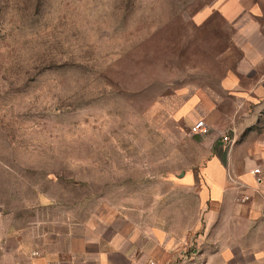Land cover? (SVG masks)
Listing matches in <instances>:
<instances>
[{"label":"rangeland","instance_id":"1","mask_svg":"<svg viewBox=\"0 0 264 264\" xmlns=\"http://www.w3.org/2000/svg\"><path fill=\"white\" fill-rule=\"evenodd\" d=\"M261 55L264 0H0V264L117 233L200 250L180 179L212 134L264 147Z\"/></svg>","mask_w":264,"mask_h":264},{"label":"crops","instance_id":"2","mask_svg":"<svg viewBox=\"0 0 264 264\" xmlns=\"http://www.w3.org/2000/svg\"><path fill=\"white\" fill-rule=\"evenodd\" d=\"M254 76L250 79L257 77ZM230 77L228 88L237 91V88L246 87L236 76ZM259 77V81L248 86L247 93L264 99V72ZM242 90L246 92V88ZM189 103L195 105L197 99L193 98ZM259 106L264 109V103ZM183 115L192 119L188 113H180ZM207 143L210 155L205 164L200 170L183 173L180 179L181 188L197 202L200 250L190 256L188 252H180L178 258L172 259L171 237L160 247L151 243L143 246L134 238L117 233L112 238L81 241L79 246H71L66 251L59 247L57 239L41 240L38 242L41 257L35 264H45L47 260L60 264H144L149 259L157 264L169 261L180 264H264V174L260 177L253 174L258 161L264 168V147L259 148L257 156L249 157L245 154V141L233 148L222 137L212 134ZM262 176L263 179L255 183V178ZM179 256L182 257L179 259Z\"/></svg>","mask_w":264,"mask_h":264},{"label":"built area","instance_id":"3","mask_svg":"<svg viewBox=\"0 0 264 264\" xmlns=\"http://www.w3.org/2000/svg\"><path fill=\"white\" fill-rule=\"evenodd\" d=\"M210 134V127L207 124V122L203 119H199L195 121L192 125H190V135L195 136V137H206ZM223 140L225 142H230L228 136H224ZM253 174L257 177H259L262 174V171L260 168H255L253 170ZM41 257V254L39 251H33L31 254V257L24 262L23 264H35V262ZM182 257V256H180ZM45 264H60L58 262L50 261L47 260ZM144 264H157L154 260L149 259L146 261ZM165 264H180L178 261H169Z\"/></svg>","mask_w":264,"mask_h":264}]
</instances>
